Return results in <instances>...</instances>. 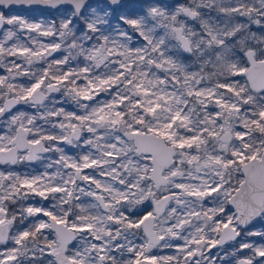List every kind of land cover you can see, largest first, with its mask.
<instances>
[{
	"label": "snow or ice",
	"instance_id": "1",
	"mask_svg": "<svg viewBox=\"0 0 264 264\" xmlns=\"http://www.w3.org/2000/svg\"><path fill=\"white\" fill-rule=\"evenodd\" d=\"M0 68V264H264V0H0Z\"/></svg>",
	"mask_w": 264,
	"mask_h": 264
},
{
	"label": "rangeland",
	"instance_id": "2",
	"mask_svg": "<svg viewBox=\"0 0 264 264\" xmlns=\"http://www.w3.org/2000/svg\"><path fill=\"white\" fill-rule=\"evenodd\" d=\"M139 0H130V1H125V3H127L128 5H134L136 3H138ZM166 3H174V1L172 2H167L165 1ZM180 2H183V0H180ZM3 10V9H2ZM5 12H7V10H4ZM12 13L13 14H18V15H22V16H25V17H28L29 19H34V20H47V21H51V20H57L58 19V12L56 9L54 10H50L48 12H40L39 10L37 9H31V10H17V9H11ZM44 39L45 41L48 39V38H42ZM38 67V66H37ZM0 75H2V73L0 72ZM69 101L71 100H68L67 103H69ZM72 102V101H71ZM67 104H65L64 106L67 108L66 106ZM21 110H26V111H29V112H34L35 110L34 109H30V108H27L26 106H22L21 105V108H19ZM72 108H68V110H71ZM15 110H13V112H15ZM68 154L72 155L71 152H68ZM255 229L256 230H264V222H260V223H257L255 225ZM239 239V238H238ZM249 239V242H253V243H256V244H264V239H261L260 237H250L248 238ZM239 245L238 243H235V242H230L229 244H226L224 246V249L227 250V252L230 254L232 251H234L235 248H238ZM156 251V250H154ZM218 250L217 249H213V252H217ZM158 254H162V255H168V254H172L171 253V250H162L160 251ZM221 254H224L223 251L221 252ZM251 253L249 252V250H243L241 251L240 253H238V255L236 257H232L231 255H228V257L226 258L225 262H223V264H235L237 258L239 256H245V255H250Z\"/></svg>",
	"mask_w": 264,
	"mask_h": 264
},
{
	"label": "flooded vegetation",
	"instance_id": "3",
	"mask_svg": "<svg viewBox=\"0 0 264 264\" xmlns=\"http://www.w3.org/2000/svg\"><path fill=\"white\" fill-rule=\"evenodd\" d=\"M167 2H172V1H167ZM11 9H15V8H11ZM3 10H7V9H3ZM17 10H23V9H17ZM0 72L2 74H5L4 73V69H2V68H0ZM69 102L70 103H68L66 105L67 108H73V102H71V101H69ZM17 108H21V105H18ZM13 110H15V109H13ZM64 147L66 148V150L68 152H71L72 154H74L76 151H78L76 149H70L69 146H64ZM45 155L47 156V155H52V154H45ZM43 164H44L43 161H34V162L21 163V164H18V165H0V170H4L5 168H10L11 170H14V171H17V172H21V173H23V172H32V171H35V172L39 173V172L44 171ZM32 202L34 203L35 201H32ZM8 246L10 247L11 244H9ZM4 247H5L4 245H0V250H2ZM171 253H172V250H171ZM24 264H27V261H24Z\"/></svg>",
	"mask_w": 264,
	"mask_h": 264
},
{
	"label": "water",
	"instance_id": "4",
	"mask_svg": "<svg viewBox=\"0 0 264 264\" xmlns=\"http://www.w3.org/2000/svg\"><path fill=\"white\" fill-rule=\"evenodd\" d=\"M165 1H173V0H165ZM125 2V0H124ZM11 8L15 9H23V10H31V9H37L40 12H48L50 10H53L52 8L46 7L44 5L40 4H32V5H24V4H19V5H11ZM244 256H239L238 258H243ZM237 258V259H238Z\"/></svg>",
	"mask_w": 264,
	"mask_h": 264
},
{
	"label": "trees",
	"instance_id": "5",
	"mask_svg": "<svg viewBox=\"0 0 264 264\" xmlns=\"http://www.w3.org/2000/svg\"><path fill=\"white\" fill-rule=\"evenodd\" d=\"M127 1H130V0H127ZM132 1V0H131ZM184 1V0H183ZM70 103V102H69ZM68 104V103H67Z\"/></svg>",
	"mask_w": 264,
	"mask_h": 264
}]
</instances>
